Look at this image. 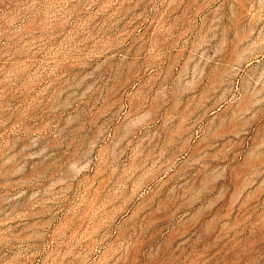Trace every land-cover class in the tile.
<instances>
[{"label": "rangeland", "instance_id": "rangeland-1", "mask_svg": "<svg viewBox=\"0 0 264 264\" xmlns=\"http://www.w3.org/2000/svg\"><path fill=\"white\" fill-rule=\"evenodd\" d=\"M0 264H264V0H0Z\"/></svg>", "mask_w": 264, "mask_h": 264}]
</instances>
